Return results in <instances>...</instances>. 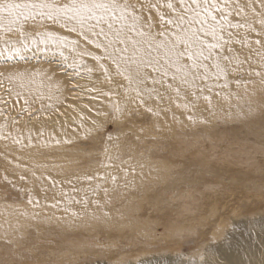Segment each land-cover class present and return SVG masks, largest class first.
<instances>
[{
    "label": "rangeland",
    "instance_id": "rangeland-1",
    "mask_svg": "<svg viewBox=\"0 0 264 264\" xmlns=\"http://www.w3.org/2000/svg\"><path fill=\"white\" fill-rule=\"evenodd\" d=\"M28 33L24 43L15 33H0L3 40L11 41L15 49L21 50L19 56L0 55V79L3 80L0 100L6 102H0V259L11 257L20 248L23 254L18 256L24 258L35 246H60L64 241L69 243L68 237L91 236L97 242L114 238L112 242L117 244L106 252L112 256H101L91 260L92 264H135L144 259H151L155 264H215L216 261L230 264L215 249L232 243L231 237L237 239L238 227H242L255 242L260 241L257 258L245 259L244 264L264 261L261 242L264 236L257 226L264 214V176L249 174L256 184L245 175L243 179L251 184L246 182L243 186L240 181L245 183V180L238 179L239 174L233 172L231 165L223 167L221 162L220 166L213 161L212 166V160L207 157L209 151L220 155L229 152L225 148H235V152L238 150L241 154L244 150L245 156L249 155L251 161L254 159L252 169L264 164L261 158L264 152L259 149L264 146V93L256 91L252 95L249 85L246 94L243 84L237 87L235 76L209 81L214 88L209 95L215 116L209 114L207 102L203 100L191 113L185 111L183 101H179L181 108L166 101L161 107L170 110L159 116L143 109L133 110L127 120L108 123L101 132L85 138L78 127L80 114L86 117V126L95 118V112H88L85 105L108 111L109 99L92 100L82 96L80 88L74 89V83L89 84V79L74 76L72 69L53 54L51 45L40 43L41 38L33 29H28ZM24 44L28 45L27 51H23ZM4 48L0 40V50ZM19 73L24 74L23 78H14L9 83L7 75ZM92 75L96 88L108 91L112 87L103 82L101 74ZM242 75L247 79L246 74ZM18 91L32 100L27 112H22L23 100H16ZM111 102H119L121 106L126 103L122 95H114ZM129 106L135 109V105ZM173 114L178 123L172 119ZM189 114L195 117L194 122L187 119ZM201 118L206 122L200 123ZM108 135L113 136V141L106 139ZM53 137L61 144L56 145ZM17 139L21 140L20 144L15 142ZM65 139L72 143L64 144ZM105 147L108 152L104 151ZM199 148L207 155L201 156L206 161L198 159ZM256 157L263 161H255ZM224 168L230 172L227 169L224 173ZM32 172L38 177L46 175L48 179H35ZM21 174L25 176L24 181L19 179ZM204 187H210L212 191L208 193L215 199L220 193L235 191L227 203L231 208L220 209L216 205L190 227L194 229L182 232V236L173 235L166 222L169 212L175 210L170 194ZM220 217L225 218V223L217 227L216 220ZM140 241L151 242V247L141 251L135 246Z\"/></svg>",
    "mask_w": 264,
    "mask_h": 264
},
{
    "label": "snow or ice",
    "instance_id": "snow-or-ice-1",
    "mask_svg": "<svg viewBox=\"0 0 264 264\" xmlns=\"http://www.w3.org/2000/svg\"><path fill=\"white\" fill-rule=\"evenodd\" d=\"M28 29L41 38L40 43L52 46L53 54L72 69L74 76L89 79V84L74 83L82 96L109 99L108 111L85 105L88 112H95L87 126L86 117L80 114L78 127L85 138L101 132L108 123L127 120L133 110L159 116L170 110L161 107L166 101L176 108H181L179 101H183V108L191 113L203 100L208 105L206 110L215 116L209 95L214 88L209 81L235 76L237 87L243 84L246 94L249 85L252 95L256 91L264 93V0H0V33H15L24 43ZM0 40L5 46L0 55H21L11 41ZM27 50L24 44L23 51ZM95 73L112 86L108 91L94 86ZM23 76L8 74L6 78L12 83ZM8 91L11 93V89ZM114 95H122L125 105L113 104ZM16 100H23L22 112H27L32 100L20 91ZM129 105H135V109ZM172 119L179 122L175 114ZM187 119L195 121L192 114ZM205 122L200 119V123ZM53 139L56 145L61 144ZM106 139L111 142L114 138L108 135ZM15 142L20 144L21 140ZM63 143L72 141L65 139ZM28 146H32L30 137ZM32 176L48 179L35 172ZM19 179L24 181L25 176L21 174ZM260 231L264 236V214Z\"/></svg>",
    "mask_w": 264,
    "mask_h": 264
},
{
    "label": "bare ground",
    "instance_id": "bare-ground-1",
    "mask_svg": "<svg viewBox=\"0 0 264 264\" xmlns=\"http://www.w3.org/2000/svg\"><path fill=\"white\" fill-rule=\"evenodd\" d=\"M19 81L22 84L25 83L24 80H19ZM235 143H236V141L234 142V144ZM242 143H244V142H242ZM247 144H248V142H247ZM210 145H212V143H210ZM230 145L233 146V144H231V143H230ZM236 145L237 146L239 145L238 147H240L241 144L236 143ZM261 146L264 148L263 145H261ZM212 147L214 148L215 146H212ZM228 147H230V146H228ZM233 147H235V146H233ZM259 147L260 146H258V148ZM262 147H260L259 149L263 150V152H264V149ZM224 148H225V146H224ZM258 148H257V150L259 151ZM199 149H198V152H199L198 156L200 155V157L198 159L202 160L203 158H201V156L205 157L206 154L203 151H201V149L199 151ZM225 149H228L229 152L228 153H221L219 155V154H215V153L210 154L209 153L210 151H209L208 152L209 155L208 156L206 155V156L209 157L208 159L212 160V162L214 161L218 164H219V162H221L222 166L224 164H226V166L231 165L233 167L232 169H234L233 172L235 171V174L236 173L239 174L238 175L239 180L243 179V176L245 177V175H249V174L253 177H255V175L259 176V177L264 176V164L263 165H261L262 163L258 164V165L256 164L257 165L256 168L252 169L253 167H255L254 159H253V161H251V158L249 155H246V156L249 157L250 160L244 158L245 153H246V152L242 153V152H244V150L240 154L238 152V150H237V152L234 151L235 148L234 149L225 148ZM244 149H245V147H244ZM187 150L189 152V149H187ZM196 150H195V152H196ZM239 150L241 151V149H239ZM257 150H256V152H257ZM186 151L184 150L183 152H186ZM245 151H246V149H245ZM259 152L263 153L262 151H259ZM242 154H244V155H242ZM253 155H251V156H253ZM195 156L196 155H194V157ZM256 156H257V154H256ZM258 157H259V155H258ZM232 158H239V159L233 160ZM261 158L264 159L263 157H261ZM261 158H259V159H261ZM206 160H204V161H206ZM256 160H258L257 157H256L255 161ZM261 160H258V161H261ZM214 162L212 163V166H213ZM208 165L211 166V164H209V163H208ZM231 166H229V168ZM244 166H246V168ZM223 167H225V166H223ZM229 168H227L228 170L226 168H224V169H225V171L227 170L228 172H230ZM242 168L247 169V171H248V169L251 168V170L249 172H247V171H243ZM237 169H241V170H237ZM236 170L238 172H236ZM215 171H217V170H215ZM225 171L223 170L224 173H227V171L226 172ZM240 175L242 176L241 178H240ZM250 175H249V177L252 179L253 177H251ZM256 178H258V177H256ZM243 180H245V179H243ZM253 181H254V178H253ZM258 181H260V178L258 179ZM240 182H241V185L245 186L244 184H246L247 181L245 180V183L244 182L242 183V181H240ZM254 182L256 183V181H254ZM262 183H264V182H262ZM248 184H251V183H248ZM252 184H253V182H252ZM256 184H258V183H256ZM259 184H261V183H259ZM249 186H251V185H249ZM209 189H210V187H204L203 190L190 188V189H186L185 191H179L177 194H170L169 200L172 202V204L175 205L174 206L175 210H173L172 213L169 212V216L167 218L168 221H166V222L169 224V228H171V231H173V235L178 234V236H182L181 235L182 232H186V231H190V230L194 229V227H192V228H190V227L192 225L196 224V222H198V219L200 217L202 218V216H204L207 211H212V208L215 207L216 205H219L220 209L231 208V206H229V207L227 206V203L229 201H231L232 197H234L233 192H235V191H231V192L228 191V192H225L224 194L220 193L219 197L217 196L219 193L217 194L215 192L217 194L216 195L217 198L215 199V198H211L210 194L208 193ZM204 190H207V191H204ZM209 191L211 192L212 190H209ZM208 195L210 198L208 197ZM210 200H212V201L210 202ZM217 201H218V203H217ZM229 212H231V211H229ZM225 216L226 215H224V217ZM184 223H187V224H184ZM224 223H225V218H223V217H220L216 220V226L217 227L222 226ZM241 224L242 223L238 224L237 226H241ZM257 226L260 228V222H257ZM238 228H240V234H239V237H237V239H235L234 237H231L232 241H233L232 243H229L227 245H223L219 249H215L216 254L218 256L225 257L226 258L225 261L227 263H230V264H244V262H246L245 259L249 260L251 258H257V246H258L257 243H259L260 241L258 240V242H255L248 234H246V232H244L242 227H238ZM94 239H96V237ZM113 239L114 238L108 237V239H105L107 242L105 240L101 241L102 239L99 242H97V241H93V237H91V236L81 237L78 239L77 238L71 239V237L70 238L68 237L67 240H69V243H67V241L66 242L64 241L60 246L58 244L57 246L55 245L54 247H43V246L32 247V248H30L27 256H25L24 258L18 256L19 254H23V252L20 250L22 248H20L16 251V253H12L11 257H9L7 259L1 258L0 264H92V263H90L91 260L92 261L97 260L98 258H101V256H103L102 258H105V257H108L109 255L110 256L113 255L111 253H108L109 255L106 254V252L108 250L113 249L114 247L115 248L117 247V244L112 242ZM134 243H133V245H134ZM135 246H137L138 248L140 247L139 249L141 251H143L145 248L151 247V242H149L147 244L143 241H140V243L136 242ZM153 246H155V245L153 244ZM55 255H57L58 257L54 258ZM220 263H222V262H220ZM135 264H155V262L153 263L151 261V259H147V260L144 259V260L139 261Z\"/></svg>",
    "mask_w": 264,
    "mask_h": 264
}]
</instances>
